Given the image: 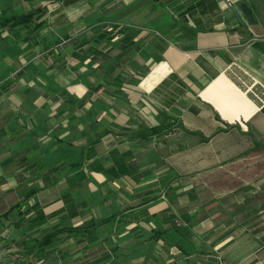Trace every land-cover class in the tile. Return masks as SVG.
Instances as JSON below:
<instances>
[{"label":"crops","instance_id":"1","mask_svg":"<svg viewBox=\"0 0 264 264\" xmlns=\"http://www.w3.org/2000/svg\"><path fill=\"white\" fill-rule=\"evenodd\" d=\"M0 95L19 264H264V0H0Z\"/></svg>","mask_w":264,"mask_h":264},{"label":"rangeland","instance_id":"2","mask_svg":"<svg viewBox=\"0 0 264 264\" xmlns=\"http://www.w3.org/2000/svg\"><path fill=\"white\" fill-rule=\"evenodd\" d=\"M13 73L14 72H12V74ZM1 78H2V80H8V81L11 80L8 77H1ZM10 99L14 100L15 98L13 96L11 98H8V96L5 97V96L0 95V101L6 102V101H10ZM0 152H1L0 153V161H3L5 158H7L8 150H3L1 148ZM22 159L23 158L18 160V158H17V160H16V164L20 168V169L18 168V174H17L16 179L11 178L10 180H8L10 185H13V186L16 183L15 180H17V186L20 189L21 195L19 193V195L16 197L15 201H17L19 199V197L22 199L19 202V203L23 204L22 210H21V212H19V210H18V211L9 213V214H11V216L9 218H3V216L0 217V218H3L0 220V264H19V262H22L21 259L25 258V256L23 255V253H19L18 249H19L20 245H19V243H17V242H21L22 236L20 237V236H18V234H14L12 232H14L15 230L27 229V228H29V226H33L34 224H36L35 222L39 221L38 216L40 214H37V213L40 210H36V207L33 208V206L31 205V202H35L36 199H33L34 196L38 193V191H40L42 189L41 184H42V182H44V180L42 179L44 175H40L39 178L36 177V178L32 179L31 176H35V175L30 173V172H27V169L32 168L33 166H31V167L28 166L26 168H24V166L21 167L22 164H19V162L22 163ZM64 159L66 161H68L69 164H72L71 158H64ZM53 161H54L53 159H49V158H38V160L35 162L38 164V167H41V165H43L42 167H44V164L50 165V164H53L52 163ZM11 163H12V159H11ZM2 164H4V166H7L8 160L6 159L5 162H3ZM53 173L54 172H52L51 175L56 177L57 174L54 175ZM37 180H38V184H37ZM40 180H41V182H40ZM33 182H35V183H33ZM47 183L52 185V182L50 179L47 180ZM44 187H47V184L45 182H44ZM30 192L35 193V195L31 196L30 198H27L26 193H30ZM5 194L7 196V192ZM9 214H8V216H9ZM8 216H5V217H8ZM36 228H40V227L36 226ZM23 238L24 239L22 241H24L27 237L25 236ZM65 240H71V239L69 238V239H65ZM59 243L62 244L63 242L62 243L59 242Z\"/></svg>","mask_w":264,"mask_h":264},{"label":"water","instance_id":"3","mask_svg":"<svg viewBox=\"0 0 264 264\" xmlns=\"http://www.w3.org/2000/svg\"><path fill=\"white\" fill-rule=\"evenodd\" d=\"M233 11L239 22L243 25L246 23L257 25L259 23V20L256 19L252 8L246 3H242L239 8L233 7Z\"/></svg>","mask_w":264,"mask_h":264},{"label":"trees","instance_id":"4","mask_svg":"<svg viewBox=\"0 0 264 264\" xmlns=\"http://www.w3.org/2000/svg\"><path fill=\"white\" fill-rule=\"evenodd\" d=\"M22 17H20V19H19V17H12L11 19H9V20H11V21H18V23L19 22H21V21H23L22 19H21ZM27 194V198H30L31 196H33V195H35V193H33V192H30V193H26ZM26 196V195H25ZM26 200V199H25ZM22 203H18V204H16L11 210H10V213L11 212H15V211H18L19 210V212H21V210H22ZM18 213V212H17ZM6 216H8V215H6ZM96 224L95 223H90V224H86V225H84L83 227H79V228H74V229H70V232H82V235H83V233H84V230H88L90 227L92 228L93 226H95ZM57 234L56 233H53V234H51V235H49L48 237H47V240H51V238H53V237H55Z\"/></svg>","mask_w":264,"mask_h":264},{"label":"built area","instance_id":"5","mask_svg":"<svg viewBox=\"0 0 264 264\" xmlns=\"http://www.w3.org/2000/svg\"><path fill=\"white\" fill-rule=\"evenodd\" d=\"M223 264H228V263H225V262H224Z\"/></svg>","mask_w":264,"mask_h":264}]
</instances>
